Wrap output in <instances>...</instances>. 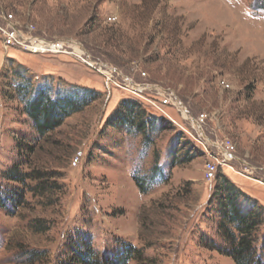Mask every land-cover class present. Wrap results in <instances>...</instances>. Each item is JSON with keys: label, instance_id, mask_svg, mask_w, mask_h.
Instances as JSON below:
<instances>
[{"label": "rangeland", "instance_id": "rangeland-1", "mask_svg": "<svg viewBox=\"0 0 264 264\" xmlns=\"http://www.w3.org/2000/svg\"><path fill=\"white\" fill-rule=\"evenodd\" d=\"M3 13L49 40H74L110 71L84 64L80 49L6 50L0 31V196L23 189L4 176L15 164L43 170L53 187L48 198L27 192L18 209L0 207V264H31L32 251L36 264H60L79 238L100 255L140 251L128 264H235L217 250L225 245L213 197L219 176L245 194V208H264L260 0H0L6 28ZM40 87L88 105L40 138L24 112ZM124 100L152 118L145 133L108 126Z\"/></svg>", "mask_w": 264, "mask_h": 264}, {"label": "trees", "instance_id": "trees-1", "mask_svg": "<svg viewBox=\"0 0 264 264\" xmlns=\"http://www.w3.org/2000/svg\"><path fill=\"white\" fill-rule=\"evenodd\" d=\"M260 4L264 9V0H260ZM35 91L34 97L26 101L24 112L32 120L40 138L48 136L61 127L67 118L82 111L88 105L85 95H68L53 99L45 88L40 87ZM152 121L137 101L124 100L120 104V109L107 123L112 128L128 127L145 133L148 126L152 125ZM35 150V147L28 146L27 155H34ZM4 176L23 186V189L17 187L13 191L6 192L3 195L5 200L0 196L1 208L9 205L15 210L23 206L27 192L41 198H48L53 192L52 185L46 181L49 175L40 169L24 173L20 165L15 164L4 173ZM216 178L219 184L216 186L213 198H219L217 200L220 206L218 234L225 245L223 248L218 247L217 250L220 254L231 258L235 264H264V240L260 246L258 245V233L264 225V208L259 205L245 208L241 203V198H245V194L231 181L223 178L221 184L220 177ZM28 181L36 184L28 187L26 185ZM136 183L139 189L145 192L144 180L137 179ZM34 228L37 232L46 231L42 222H37ZM123 247L110 256L100 255L93 250L90 242L79 238L71 242L67 258L60 264H128L134 258L142 259L140 251L130 246ZM259 251L262 256L259 255ZM28 255L31 264H36L41 258V253L36 251L29 252Z\"/></svg>", "mask_w": 264, "mask_h": 264}, {"label": "built area", "instance_id": "built-area-1", "mask_svg": "<svg viewBox=\"0 0 264 264\" xmlns=\"http://www.w3.org/2000/svg\"><path fill=\"white\" fill-rule=\"evenodd\" d=\"M2 20L6 25V28L0 27L1 33H3V46L6 50L13 49L31 56H49V55H76L79 57L76 47L80 48L82 62L90 67L100 66L107 71L109 68L93 62L90 54L82 47L81 44L75 42L72 39H56L49 40L48 38L37 35L35 27L29 25L27 27L20 26L17 23L12 22L4 13L2 14ZM116 17H110L109 22H116ZM73 52V53H72ZM111 81V80H110ZM109 83V82H107ZM165 105H175L173 102L172 93H164ZM217 147H219L217 145ZM224 151V149H223ZM227 158L231 159L232 154L228 153ZM80 158L78 157L75 163H78ZM207 176L209 179H213L217 172V167L210 165L207 169Z\"/></svg>", "mask_w": 264, "mask_h": 264}, {"label": "bare ground", "instance_id": "bare-ground-1", "mask_svg": "<svg viewBox=\"0 0 264 264\" xmlns=\"http://www.w3.org/2000/svg\"><path fill=\"white\" fill-rule=\"evenodd\" d=\"M76 49L79 50L80 48H77V47H76ZM108 74H109V73H108ZM109 75H110V74H109Z\"/></svg>", "mask_w": 264, "mask_h": 264}]
</instances>
